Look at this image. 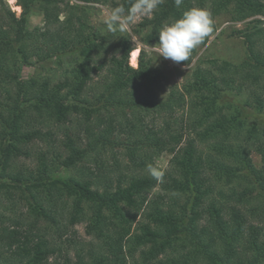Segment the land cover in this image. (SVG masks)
Masks as SVG:
<instances>
[{
  "label": "trees",
  "instance_id": "16d2710c",
  "mask_svg": "<svg viewBox=\"0 0 264 264\" xmlns=\"http://www.w3.org/2000/svg\"><path fill=\"white\" fill-rule=\"evenodd\" d=\"M79 1L126 10L135 2ZM17 3L19 16L0 7V204L22 200L27 209L19 218L0 212V264H70L57 259L53 234L78 224L91 239L74 264H264V120L247 124L243 109L221 101L227 91L249 93L247 103L264 112V19L239 31L240 63L196 65L158 99L163 73L144 48L130 64L128 32L101 34L84 7L64 0ZM35 7L44 28L30 26ZM192 7L213 20L200 45L218 16L264 15V0H164L133 34L157 43L162 26ZM72 52L81 62L58 80L21 75L33 58ZM165 152L169 166L157 181L147 165Z\"/></svg>",
  "mask_w": 264,
  "mask_h": 264
},
{
  "label": "rangeland",
  "instance_id": "374dc122",
  "mask_svg": "<svg viewBox=\"0 0 264 264\" xmlns=\"http://www.w3.org/2000/svg\"><path fill=\"white\" fill-rule=\"evenodd\" d=\"M64 2L79 7H84L86 10L85 13L88 16V23L93 28L97 29L101 34L109 35L115 34L116 32L124 34L128 32L135 47L139 48L140 50L141 48L145 49V57L153 66L160 69L163 73V79L154 85L155 96L158 99H165L173 86L183 85L196 65H208V62L211 59L228 60L232 63H240L246 57L247 50L244 37L239 31L244 30L248 22L253 18L264 19V15L254 16L244 21H234L229 15H221L216 17L214 19L216 23V30L209 36L206 45L197 46V51L192 63L185 64V62L176 63L170 59H165L162 56H159V42L150 46H144L140 40V36L133 34V27L140 24L143 18L151 17L153 13L150 15H138L126 32H120L118 30L113 32L109 31L104 23L105 19L112 10L109 4L106 2H82L79 0H64ZM3 4H6V6L15 12L17 16H19L22 12V8L17 3V0H0V7ZM65 15V13H62L61 18H64ZM30 26L42 28L45 26L43 14L37 7L34 8L30 15ZM115 36L111 38L112 40L110 41V44L112 45H114V42L116 43ZM80 62L81 57L76 52L67 53L60 57H54L45 61H38L33 58L21 67V75L25 79L33 76H48L53 80H58L63 76L65 71L78 66ZM129 62L131 64L130 58ZM248 94L249 93L245 92L227 91L223 95L221 101L230 108L236 106L243 109L245 111V115L247 116V124L251 125L256 120L258 122H262L264 120V112L253 108V105L251 107L250 103H247L249 96ZM116 150L117 147H114L113 150H111L110 153L108 152L106 155L111 156L112 152H116ZM251 157L255 166H262V157L258 151L252 149ZM170 158V153H162L155 160L156 167L163 172L168 168ZM26 162L31 163L30 161ZM158 192H160L159 186L153 189V194H157ZM26 209V203L22 200H20L17 205L14 206L8 198H5V200H2V203L0 204V212H4L8 218H19V215L25 212ZM257 220V218H254L251 221ZM53 239L60 243L59 246L61 250L57 251V259L60 262L65 261L69 262L70 264H74L77 262L78 252L80 254L86 252L87 243L91 237L86 234L85 224H78L69 229L68 233L62 237H59L57 234H53Z\"/></svg>",
  "mask_w": 264,
  "mask_h": 264
},
{
  "label": "clouds",
  "instance_id": "9594fccd",
  "mask_svg": "<svg viewBox=\"0 0 264 264\" xmlns=\"http://www.w3.org/2000/svg\"><path fill=\"white\" fill-rule=\"evenodd\" d=\"M183 0H175L179 7ZM164 0H135L127 10L113 8L104 23L109 31L126 32L138 15H150ZM213 20L207 8L192 7L182 16L164 24L159 32V56L176 63L188 61L191 52L211 33ZM148 173L157 181L163 179V172L152 164L147 165Z\"/></svg>",
  "mask_w": 264,
  "mask_h": 264
},
{
  "label": "bare ground",
  "instance_id": "6f19581e",
  "mask_svg": "<svg viewBox=\"0 0 264 264\" xmlns=\"http://www.w3.org/2000/svg\"><path fill=\"white\" fill-rule=\"evenodd\" d=\"M140 53V49L139 48H136L132 50L131 52V56H130V59H131V64L133 66L137 65L138 64V55Z\"/></svg>",
  "mask_w": 264,
  "mask_h": 264
},
{
  "label": "built area",
  "instance_id": "2783aa9c",
  "mask_svg": "<svg viewBox=\"0 0 264 264\" xmlns=\"http://www.w3.org/2000/svg\"><path fill=\"white\" fill-rule=\"evenodd\" d=\"M72 1H76V0H72Z\"/></svg>",
  "mask_w": 264,
  "mask_h": 264
}]
</instances>
